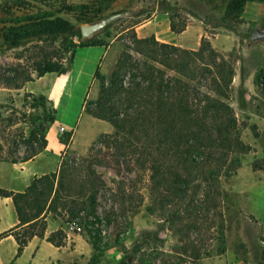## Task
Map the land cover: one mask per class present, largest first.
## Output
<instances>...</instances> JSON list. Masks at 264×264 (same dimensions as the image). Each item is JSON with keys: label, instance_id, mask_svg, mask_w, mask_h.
I'll use <instances>...</instances> for the list:
<instances>
[{"label": "rangeland", "instance_id": "1", "mask_svg": "<svg viewBox=\"0 0 264 264\" xmlns=\"http://www.w3.org/2000/svg\"><path fill=\"white\" fill-rule=\"evenodd\" d=\"M228 2L0 0L2 72L18 64L25 65L28 73L32 71V52L24 49H31L33 44H26V48L13 47L10 42H4L2 34L39 17L67 20L75 26V32L81 33V36L67 34L59 39L61 46L70 50L64 54L60 66L64 69L69 68L71 51L76 45L94 40L108 44L110 54L101 69L103 76L111 74L126 47H133V32L156 18L160 25L163 19H168L178 28L186 27L176 34L178 41L174 46L180 49L198 51L202 39H208L221 59L229 61L234 68L229 103L237 120L234 135L245 145V150L232 151L221 169L214 162L208 163L205 156L200 159L198 169H193L197 180L191 185L187 200L175 199L168 211L164 208L163 212L158 208L153 210L156 208L150 195L149 171L128 165L131 161L123 153L97 143L86 151L71 152L64 162L95 169L104 181L98 195V211L102 217L110 218V224L106 221L103 227L106 231L104 251L95 253L89 238L79 229L48 215L45 237L34 238L21 255H18L12 236L0 239V264H264V173L254 168L256 164L264 165V39L252 40L254 31L264 33V2L246 4L239 22L225 18ZM101 23H105L102 29L89 36L83 35L84 28ZM132 53L134 59H140ZM184 59H179L183 72L195 75L189 82L191 97L213 96L212 77L208 80L197 73L199 61L191 63L187 56ZM210 65H213L211 59ZM99 83L94 82L89 102L96 100ZM27 85L20 90L0 88V165L22 161L32 131L50 116L51 104L39 102L37 98L41 95L27 92ZM80 97L79 92L72 94L70 105L74 111L81 106ZM85 121L86 117L81 124ZM67 135L65 132L63 137ZM210 187L220 192L222 198L226 226L222 254H216L218 223L213 221V213L210 214L213 206L210 202H201ZM1 199L0 235L17 224L12 200L4 202ZM191 202L202 206V216L195 222L192 215H188L190 208L185 210ZM173 211L181 212L177 224L173 222ZM59 229L66 233V245L55 248L47 238ZM195 251H212V256L193 260L190 257Z\"/></svg>", "mask_w": 264, "mask_h": 264}, {"label": "trees", "instance_id": "2", "mask_svg": "<svg viewBox=\"0 0 264 264\" xmlns=\"http://www.w3.org/2000/svg\"><path fill=\"white\" fill-rule=\"evenodd\" d=\"M253 2L264 0H229L225 18L239 22L246 4ZM185 29V26L178 28L172 20L173 33L180 34ZM75 30L73 24L59 17L53 20L39 17L2 34L4 42H10L13 47L26 48V44H33L31 49H24L32 52L33 69L28 73L25 65L18 64L7 72L0 71V88L20 90L46 74H65L77 48L108 46L102 40L76 45L71 51L69 68L64 69L60 66L64 54L70 50L61 46L59 39L67 34L81 36ZM132 52L140 59H134ZM186 56L191 63L199 61L197 73L208 80L212 77L213 96L191 97L189 82L195 75L184 73L179 60L184 57L186 60ZM210 59L213 65H210ZM234 78L232 64L221 59L206 38L202 39L198 51H187L161 43L154 36L139 38L136 31L133 32V47H126L111 74L103 76L100 69L97 70L95 82H100L99 94L93 102L86 100L85 111L93 118L109 123L113 132L100 136L96 143L123 153L131 161L128 165L149 171L154 212L157 208L168 211L175 199L187 200L191 185L197 180L193 169H198L204 156L208 163L214 162L221 169L232 151L245 150V145L234 135L237 120L229 103ZM37 100L43 105L50 103L52 109L47 121L32 131L27 154L20 162L32 160L46 149V135L55 123L56 110L52 103L45 96H39ZM83 167V164L77 167L76 163L63 161L57 172L36 178L23 192L0 189V198L12 199L18 219V224L2 233L0 239L12 236L18 255H21L34 238L45 237L46 220L52 215L67 226L79 229L89 238L95 253H102L106 247L103 227L106 221L110 224V218L102 217L98 211V195L104 181L95 169ZM254 168L264 173V165L256 164ZM213 189L210 187L204 193L201 202H210L213 206L214 211L210 214L213 213V221L218 223L216 254H222L226 245V226L221 194ZM187 207L186 211L191 210L188 215H192L194 222L198 221L202 216L200 203L194 205L191 202ZM180 213L173 211L174 224L179 221L176 219ZM66 238L65 231L59 229L47 238V242L62 248ZM208 256H212V251H195L190 258L200 260Z\"/></svg>", "mask_w": 264, "mask_h": 264}, {"label": "crops", "instance_id": "3", "mask_svg": "<svg viewBox=\"0 0 264 264\" xmlns=\"http://www.w3.org/2000/svg\"><path fill=\"white\" fill-rule=\"evenodd\" d=\"M136 33L139 38L153 35L162 43L175 45L178 41V36L171 31V21L168 19H163L160 25L156 18L138 27ZM109 51L110 46L79 47L65 74H46L36 82L28 83L27 92L45 96L52 103L56 110L55 123L46 135L48 144L42 153L27 162L0 165V189L25 191L36 178L57 172L68 154L86 151L100 136L113 132L109 123L95 119L85 111L96 72L98 69L101 71L109 57ZM76 92L81 93V106L74 111L70 102L72 94ZM84 117L86 121L82 125ZM60 127L65 128L68 133L66 137L59 133ZM1 200L7 202L10 199Z\"/></svg>", "mask_w": 264, "mask_h": 264}, {"label": "water", "instance_id": "4", "mask_svg": "<svg viewBox=\"0 0 264 264\" xmlns=\"http://www.w3.org/2000/svg\"><path fill=\"white\" fill-rule=\"evenodd\" d=\"M104 26H105V23H101V24H98V25H96L94 27H91V28H84L82 30V33H83L84 36H89V35L93 34L94 32L99 31ZM261 39H264V33H262L259 30L254 31V33L252 35V40L253 41H258V40H261Z\"/></svg>", "mask_w": 264, "mask_h": 264}, {"label": "built area", "instance_id": "5", "mask_svg": "<svg viewBox=\"0 0 264 264\" xmlns=\"http://www.w3.org/2000/svg\"><path fill=\"white\" fill-rule=\"evenodd\" d=\"M66 131H65V128L64 127H60L59 128V133L60 134H64Z\"/></svg>", "mask_w": 264, "mask_h": 264}]
</instances>
